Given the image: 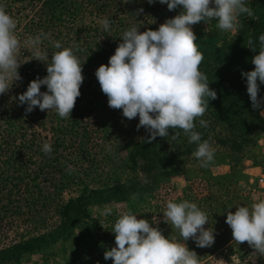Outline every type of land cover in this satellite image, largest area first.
I'll use <instances>...</instances> for the list:
<instances>
[{"label":"rangeland","instance_id":"1","mask_svg":"<svg viewBox=\"0 0 264 264\" xmlns=\"http://www.w3.org/2000/svg\"><path fill=\"white\" fill-rule=\"evenodd\" d=\"M0 4L6 5V10L17 21L16 34L22 41L19 53L22 64L18 69L22 79L14 81L12 88L0 95V175L3 172H6L4 176L17 174L16 167L2 163L12 152H24L25 162L24 178L19 188L7 197L9 201L0 199V250L44 237L41 243L31 242L26 251L16 248L11 260L0 264H114L112 259L105 260L104 254L116 246L112 231L116 220L126 211L133 212L131 207L134 204L99 198L92 201L88 197L92 192L106 191L134 179L154 181L147 179L148 176L139 169L140 165L134 170L131 164L133 149L148 133L147 130L143 127L137 130L138 116L129 120L123 116L122 109L109 107L108 97L102 92L95 75L101 65L108 63L95 62L93 51L103 46L106 49L105 62H109L118 47L115 42H123L121 32L111 31L119 24L120 17L111 9L103 12V5L99 4L96 7L100 9L99 14L88 13L72 23L64 19L62 23L68 24L65 33H57L50 44L43 40L42 51H59L53 47V41L60 40L63 47H72L84 64L81 95L71 113L78 116L61 118L55 109L41 111L36 107L28 113L27 104L21 105L18 99L31 82L25 76L27 67L38 62L42 66L45 64L35 59L23 44L28 37L37 35L33 28L41 22V4L31 0H0ZM165 6L149 25H145L142 17L128 19L129 29L132 26L143 29L153 24L152 30H158L167 19L183 11L182 6L173 11L167 4ZM13 7L15 13L10 9ZM104 19L111 22L110 31L104 30ZM69 24H78L77 34H73L76 29ZM213 24L217 25V21H201L192 28L195 33L196 26ZM236 34L237 31L224 32L227 41L233 40ZM94 42L97 44L92 51L89 46H94ZM75 108H78L77 112ZM76 117L79 123L74 132L62 133L61 130L71 129ZM31 142L32 147H29ZM46 142L52 146L50 154L42 150ZM24 144H28L26 146L30 149L24 151ZM212 147L215 156L208 167H201L200 161L192 154L188 158L184 156L186 166L180 170L175 167L161 171L162 175L156 178L157 189L145 195L141 208L133 213L138 215V219H147L150 223L155 218L157 223H152V226L159 227L167 238L174 234L171 224L164 222L167 202L187 199L208 214L209 223L205 228L214 229L215 242L211 246L198 247L195 239L191 238L185 242L189 250L197 253L202 264H264V256H253L255 250L247 242L237 244L234 241L232 229L226 223L229 211L235 213L238 206L250 207L254 202L264 200V189L250 183V178L256 177L264 166V132L257 146L247 148L238 156L239 160L235 161L238 164L229 159V147L216 142ZM224 181L228 184L221 190L218 184ZM2 196H5L4 192L0 198ZM79 197L82 201L85 198V214L79 219L73 216L70 221H65L63 214L67 203ZM105 207L112 209V214L107 217L102 215ZM82 220L91 226L90 232L85 230V235L80 232L82 226L79 222ZM79 237L78 246L76 241Z\"/></svg>","mask_w":264,"mask_h":264},{"label":"clouds","instance_id":"2","mask_svg":"<svg viewBox=\"0 0 264 264\" xmlns=\"http://www.w3.org/2000/svg\"><path fill=\"white\" fill-rule=\"evenodd\" d=\"M125 3L128 0H124ZM154 3L155 0H148ZM167 4L170 11L182 6L174 18L167 19L158 30L140 32L132 26L122 34V41L110 57L107 65H101L95 75L102 92L108 97L112 109H122L123 116L131 120L139 117L137 130L145 128L151 144L157 137H168L170 130L180 129L197 145L193 156L201 167H208L215 156L210 140H202L196 131L197 118L203 117L210 100L217 98V92L210 87L208 76L200 70L204 55L199 50L197 36L192 26L201 21L216 20V27L223 32H236L240 28V16L254 15L246 6V0H159ZM140 12L143 9L139 10ZM139 14V13H137ZM110 21L104 19L105 31H110ZM17 21L0 4V95L7 93L14 81L21 80L18 69L21 66L19 53L21 39L16 34ZM47 34L28 37L23 44L30 49L35 59L49 60L47 50H41ZM259 51L252 59L254 70L242 73L246 77L247 92L254 109H260L264 101L258 98L259 84L264 83V34L259 36ZM249 45L253 41L249 39ZM59 49L51 55L47 64V76L30 82L27 91L19 95V103L27 104L26 112L36 107L41 111L55 109L61 118H68L81 95L84 81L83 65L72 47H63L60 41H53ZM256 51L255 47H251ZM47 86L42 92L41 87ZM264 117V111L260 112ZM201 127H207L199 119ZM180 132L171 135L177 140ZM46 154L52 152L50 143H44ZM164 222L170 223L174 234L165 237L155 218L138 219L131 210L122 213L116 220L115 247L107 250L104 259L114 264H201L195 251L185 243L195 239L198 247L214 244V229L205 228L208 214L194 202L169 200L166 204ZM112 214L105 207L102 215ZM226 223L231 227L237 244L247 242L254 250L253 256H264V200L249 206H238L235 213L229 211Z\"/></svg>","mask_w":264,"mask_h":264},{"label":"trees","instance_id":"3","mask_svg":"<svg viewBox=\"0 0 264 264\" xmlns=\"http://www.w3.org/2000/svg\"><path fill=\"white\" fill-rule=\"evenodd\" d=\"M31 1L41 4L39 17L41 22L33 29L37 35L41 33L47 34L48 39L43 40L49 44L52 43V39L55 38L57 33L61 35L65 33L64 29L68 27V24L62 23L64 19L72 23L87 16L88 13L99 14L100 9L96 8L99 4L103 5V12L111 9L114 14L120 17L119 24L115 26V30L111 31L114 33L116 31L119 33L121 32L122 34L129 29L127 25L128 19H140V17H142L144 23H146L145 25H149L158 11L166 7L165 4H161L159 0H155L154 3H149L148 0H128L127 3H125L124 0ZM84 3L87 5L84 6ZM246 6L253 10L254 15L252 17H248L247 14H242L240 16V28L231 41L225 39L224 32L219 30L216 24L200 27L196 26L195 29V34L197 36L196 42L199 45V50L204 55L200 70L208 76L210 87L217 92V98L215 100H210L209 107L203 117L197 118L195 121V130L202 134V140L207 139L210 140L211 144L216 142L220 143V145L229 147V159H231L232 162H237L239 160L238 156L243 154L247 148L257 146L258 140L264 132V118L260 115L264 105H262L260 109H254L252 107V102L247 92L246 77L242 75V73L250 72L255 68L252 59L259 51L260 45L258 38L261 34H264V0H246ZM10 9H12V13H15L14 7ZM140 9H143V11L140 12ZM58 21H60V23H58ZM198 24L199 23H197V25ZM69 25L72 27L74 26L73 28H75L76 31L73 32V34H77L78 24ZM29 26L28 24V27ZM138 28L139 31L144 32L153 29L154 26L152 24L147 27L144 26L143 29H140V27ZM69 30L71 31V29ZM249 39L253 41L252 45L248 44ZM115 43L116 45L120 44L117 41ZM96 44L97 43L94 42L95 47L92 45L89 46V49L93 51V49L96 48ZM251 47H255L256 51L250 49ZM55 51L58 50H52L48 53L49 60L47 63H50L51 55ZM105 51L106 49H104L103 46H99L97 50L93 51L92 55L95 57V62L109 63L105 62ZM27 68L28 70L25 76L27 79H31L30 81L47 76L46 62L43 66L38 62L30 64ZM42 71H45V73L41 74ZM258 84L260 89L258 98L264 101V83H260L258 80ZM89 87L90 86H88V88ZM41 91L46 92L47 86H42ZM83 91L84 90H82V93ZM77 109L78 108H75L74 111ZM74 114L78 116L77 113ZM74 119L71 129L68 130V128H66L64 132L61 130L62 133L74 132V128L77 127L79 123L77 117ZM199 119L206 120L208 126L206 128L201 127L199 125ZM176 131L180 132V137L177 140H172L171 135ZM149 137L150 133H147L136 143L131 154V164L134 170H137L138 165H140L139 169L148 176L147 179H149V181H154L144 182V180L141 179H134L128 184H119L115 187L106 189V191L98 190L92 192L88 199L94 200L95 198H99L106 201L116 200L125 201L130 204L133 203L134 205L131 209L133 212H137L142 206L141 204L144 201V196L148 193L151 194L157 189L158 181L156 178L162 175L161 171L170 168L174 169L175 167L176 170H180L186 166L184 156L188 158L197 149V145L195 143H189V138L184 135L183 131L180 129L170 130V135L168 137H157L151 144L147 142ZM32 144L33 142L29 144V147H32ZM26 145L24 144L23 146L26 147L24 151L30 149ZM7 146L9 147V144ZM23 154L24 152L21 151L12 152L9 154L10 156L7 160L2 162L8 166L16 167L18 172L13 177L4 176L3 173L6 172L0 175V196L2 192L5 193V196H2L0 199L9 201L7 197H10L14 189L17 187L19 188L18 185L22 183V179L24 178V174L22 173L23 164L25 163L22 156ZM43 168H45V165ZM227 184L226 181L219 183V189L223 190V188L227 187ZM80 199L81 197L76 200L72 199L67 203L63 214L65 221H70L73 216L78 217V219L83 217L85 214V209L83 208L85 198H83V201ZM75 220L77 219L75 218ZM79 226H82L80 231L82 235L83 233L85 235V230L90 232L91 226L83 220L79 222ZM43 239L44 237L36 238L28 243H23L22 245L17 244L13 247L0 250V263L9 262L16 252V248L20 247L21 251H26L27 247L32 244L31 242L38 244L37 242L41 243ZM80 240L79 237L76 241L78 246ZM202 262L203 261H201V264Z\"/></svg>","mask_w":264,"mask_h":264},{"label":"built area","instance_id":"4","mask_svg":"<svg viewBox=\"0 0 264 264\" xmlns=\"http://www.w3.org/2000/svg\"><path fill=\"white\" fill-rule=\"evenodd\" d=\"M250 183L252 185L256 184L264 189V166L260 168V172L254 178H250Z\"/></svg>","mask_w":264,"mask_h":264}]
</instances>
